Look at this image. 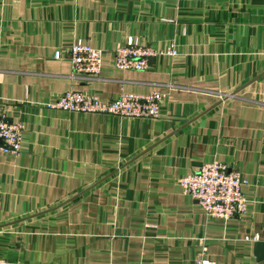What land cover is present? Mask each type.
Returning <instances> with one entry per match:
<instances>
[{"label":"crops","instance_id":"obj_1","mask_svg":"<svg viewBox=\"0 0 264 264\" xmlns=\"http://www.w3.org/2000/svg\"><path fill=\"white\" fill-rule=\"evenodd\" d=\"M130 37L178 55L120 70ZM80 41L104 52L98 77L54 58ZM70 90L165 99L157 120L46 108ZM0 100L25 125L21 154L0 155V260L196 264L206 244L216 264H264V0H0ZM214 161L245 182L228 222L178 183Z\"/></svg>","mask_w":264,"mask_h":264},{"label":"built area","instance_id":"obj_2","mask_svg":"<svg viewBox=\"0 0 264 264\" xmlns=\"http://www.w3.org/2000/svg\"><path fill=\"white\" fill-rule=\"evenodd\" d=\"M67 53L76 75L90 78L98 77L103 66V51L83 42L71 45L67 50L58 49L54 58L60 60ZM177 50H157L144 46L137 38L130 37L114 50L115 67L124 70L145 71L150 59L157 56L174 58ZM165 95L154 92L149 95H138L123 92L113 100H102L88 91H67L49 102L46 108L66 113H83L101 116H113L121 119L160 118L161 102ZM25 125L22 121L12 122L4 104L0 100V155L18 157L23 147ZM183 193L197 201L205 216L209 219L228 222L246 214L249 201L243 191L245 182L238 170L223 163L214 161L205 164L178 180ZM257 242L258 237L246 238ZM0 264H7L0 260ZM196 264H216L208 257L207 246L202 244L197 255Z\"/></svg>","mask_w":264,"mask_h":264},{"label":"water","instance_id":"obj_3","mask_svg":"<svg viewBox=\"0 0 264 264\" xmlns=\"http://www.w3.org/2000/svg\"><path fill=\"white\" fill-rule=\"evenodd\" d=\"M255 249L258 253V260L259 262L264 260V243L260 242V243H256L255 244Z\"/></svg>","mask_w":264,"mask_h":264}]
</instances>
